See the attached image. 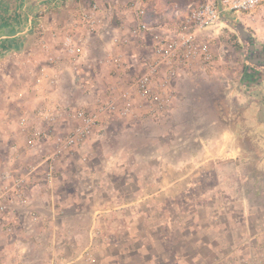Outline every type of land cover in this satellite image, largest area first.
<instances>
[{
  "label": "crops",
  "instance_id": "1",
  "mask_svg": "<svg viewBox=\"0 0 264 264\" xmlns=\"http://www.w3.org/2000/svg\"><path fill=\"white\" fill-rule=\"evenodd\" d=\"M157 1L167 3L155 0L152 4L157 6ZM92 3L103 11L112 10L106 21L112 28L122 24L123 34L135 23L126 7L127 0H0L1 76L7 60L10 64L17 57L37 53L40 25L49 33L67 31L76 37L87 36L86 50L93 61L90 72H77V85H82L79 88L64 71L68 59L63 57L58 86L53 92L42 86L33 96L36 98L31 108L20 107L23 113L42 106L49 97L76 107L86 102L92 105L94 95L100 94V84L109 77L107 64L100 56H93L91 41H98L103 52L109 48L110 40L108 36L101 38L99 33L88 32L81 22V13ZM116 31L119 32L118 28ZM60 40L58 33L50 43L55 56L60 54ZM114 49L116 54L123 50ZM123 62L122 78L129 83L144 64H137L139 60L134 56ZM45 64L43 56L39 65ZM243 116L233 127L224 124L226 121L223 125L214 124L215 135L191 139L195 149L176 141L169 145L166 155L159 152L161 149L157 151L160 145L155 142L150 143L156 149L153 153H114L103 148L102 164L94 169L95 174L90 170L83 172L85 168L75 172L71 166L84 163L83 156L87 162L92 161L94 147L102 145L101 130L110 124L99 126L82 150L59 164V177L51 187L43 180L40 160L35 159L39 173L27 194L39 220L31 224L30 231L19 230L8 236L0 219V264H49L56 256L71 257L91 244L88 229L95 225L101 230L99 238L93 241L95 264H264V167L259 168L264 163V156L259 155L264 149L259 142L264 140V122L255 121L254 126L247 127ZM130 122L123 120L122 128L129 129ZM243 128L254 131V139L242 138ZM12 130L10 145L22 146L23 135L18 125ZM66 130L60 127V131ZM253 141L257 146L251 145ZM9 146L2 170L12 165ZM30 162L23 155L13 167L21 169ZM87 178L93 182L86 189L88 193L82 195L78 187L73 190V197L88 203L90 220L85 224L82 214L77 212L82 206H76L75 201L65 206L59 203L67 182L81 183ZM61 208H73L74 212L61 217ZM16 220L7 217L13 224ZM84 224L86 228H82ZM64 227H69L70 235L64 233Z\"/></svg>",
  "mask_w": 264,
  "mask_h": 264
},
{
  "label": "built area",
  "instance_id": "2",
  "mask_svg": "<svg viewBox=\"0 0 264 264\" xmlns=\"http://www.w3.org/2000/svg\"><path fill=\"white\" fill-rule=\"evenodd\" d=\"M126 4L135 19L126 34L122 32V24L112 28L106 21L112 15L110 9L103 11L97 3H92L81 13V22L88 32L99 33L101 38L108 36L110 40L109 48L103 50V64L112 67L115 80L102 93L94 95V112L50 98L42 106L18 117L17 125L23 135V144L9 146L12 165L0 173V219L6 235L12 236L19 230L28 232L31 224L39 220V213L27 194L39 173L35 159L40 160L44 168L43 180L51 187L59 177V164L65 157L75 155L85 147L94 129L103 126L105 117L115 121L143 123L166 117L173 105L174 83L181 72L190 69L193 64L201 70L213 65V53L208 42L199 38V33L213 27L229 14L250 15L264 4V0H204L180 17L173 34L161 32L147 24L146 0H127ZM117 28L119 32H115ZM38 30L42 39L39 49L44 54L46 64L34 72L35 88L39 90L45 86L54 91L63 69V57L68 59L64 71L69 73L71 83L81 88L82 85H77V72H90L93 69V61L86 50L88 37L57 31L61 37L60 54L55 56L50 43L58 33L52 31L49 34L41 25ZM146 36L151 41L150 54L144 68L127 83L122 78L123 61L118 55H112L111 49L128 45L130 39L142 41ZM61 126L67 129L66 132L60 131ZM23 155L31 162L21 169L13 167ZM81 161H87V157H81ZM8 216L15 217L16 224L8 222ZM100 232L99 228L92 231L91 244L73 256H56L49 264H95L93 241L99 238Z\"/></svg>",
  "mask_w": 264,
  "mask_h": 264
},
{
  "label": "rangeland",
  "instance_id": "3",
  "mask_svg": "<svg viewBox=\"0 0 264 264\" xmlns=\"http://www.w3.org/2000/svg\"><path fill=\"white\" fill-rule=\"evenodd\" d=\"M121 1L124 2V0ZM153 1L155 0H146L145 21L150 27H158L161 32L173 34L180 17L188 10L202 4L204 0H166L167 3L157 1V6L152 4ZM233 23H240L243 29L250 33L256 49L255 54L264 53V4L250 15H227L213 27L199 33V38L208 42L213 53V65L201 70L198 65L193 64L190 69L184 71L185 73L181 72L174 83L173 105L166 117L148 123L131 121L127 130L122 128V121L105 117L103 125L106 127L110 124V126L104 131L101 130L104 136L102 145L94 147L91 158L93 160L82 164L77 163L76 166H71V169L79 172L85 168L83 172L90 170L94 173V169L100 163V153L105 148L114 153L122 150L137 154L141 151L153 153L156 149L150 146V143L155 142L160 145L157 151L161 149L159 152L166 155L169 145L174 141L178 144L185 143L184 147L195 149L191 139L210 136L213 133L215 135L217 129L214 124L223 125L222 123L226 121L224 124L233 127L232 124L238 118H243V115L249 125L247 127L254 126L255 121L264 122V74L250 67L246 58L248 43L240 38ZM36 35L40 44L41 35ZM130 40L128 45L120 46L123 49L120 54H116L114 48L111 49V54L118 55L117 57L122 61L134 56L139 60L137 64L142 66L150 54V37L146 36V39L142 41ZM91 44L94 47L93 56H100L99 59L103 60L105 53L100 49L99 42L92 39ZM37 50V53L31 57L27 55L25 58H15V61H12L13 64H9L7 60L4 66L5 73L3 76L0 75V171L4 168L7 148L13 141L12 129L17 126L18 117L23 111L32 107V101L36 98L33 96H37V88L31 78L34 79L33 73L40 66L44 56L40 49L37 48ZM112 70V67L107 65L106 73L111 78L114 76ZM137 74L139 73L134 76ZM109 77L100 84L101 88L98 90L101 93L109 83L113 82ZM52 99L55 100V98ZM90 105L86 102L83 107L85 109L91 107L93 113L95 105L93 103ZM20 107L24 110L21 111ZM247 110H249L248 114L245 113ZM253 135L254 131L243 128L242 138L254 139ZM254 141L250 142L253 146ZM259 142L264 147V140ZM174 149L177 150V148ZM259 155L264 156V149ZM16 164L18 165V162ZM260 167H264V163H261ZM92 183L88 178L81 183L71 180L65 185L68 186L66 193L60 195L62 202L59 204L65 206L75 201L76 206L78 204L79 207H83L77 212L82 214L81 219L85 224L90 220L88 203L86 205L85 201L73 197V190L78 187V192L85 195L88 193L86 189L89 185L92 186ZM73 212V208H61L59 215L69 217ZM85 224L82 228H86ZM96 228L99 227L96 225L89 227L88 233L90 231L92 233ZM63 231L70 235L69 227H64Z\"/></svg>",
  "mask_w": 264,
  "mask_h": 264
},
{
  "label": "water",
  "instance_id": "4",
  "mask_svg": "<svg viewBox=\"0 0 264 264\" xmlns=\"http://www.w3.org/2000/svg\"><path fill=\"white\" fill-rule=\"evenodd\" d=\"M233 25H234V28L236 29L238 35L240 36V38L242 40H244L246 43H248V49H247L248 63H250L252 65L262 63L264 65V59L260 60V59L251 58L253 56V54H255L256 49H255L254 41H253L250 33L245 31L243 29V26L240 23H233Z\"/></svg>",
  "mask_w": 264,
  "mask_h": 264
},
{
  "label": "flooded vegetation",
  "instance_id": "5",
  "mask_svg": "<svg viewBox=\"0 0 264 264\" xmlns=\"http://www.w3.org/2000/svg\"><path fill=\"white\" fill-rule=\"evenodd\" d=\"M246 58H247V53H246ZM251 58L263 60L264 59V53L253 54V56ZM247 61H248V58H247ZM250 65H251L250 67L255 68L258 73L262 72L264 74V65L262 63H258L256 65H252V64H250Z\"/></svg>",
  "mask_w": 264,
  "mask_h": 264
}]
</instances>
